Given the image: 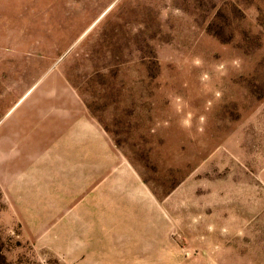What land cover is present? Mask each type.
<instances>
[{
  "label": "rangeland",
  "instance_id": "rangeland-1",
  "mask_svg": "<svg viewBox=\"0 0 264 264\" xmlns=\"http://www.w3.org/2000/svg\"><path fill=\"white\" fill-rule=\"evenodd\" d=\"M0 264H264V0H0Z\"/></svg>",
  "mask_w": 264,
  "mask_h": 264
}]
</instances>
